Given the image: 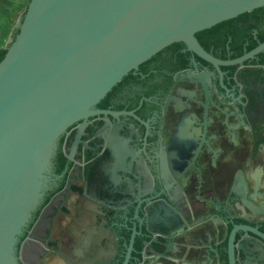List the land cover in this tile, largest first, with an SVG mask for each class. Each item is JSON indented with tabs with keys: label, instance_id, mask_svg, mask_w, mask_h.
Returning a JSON list of instances; mask_svg holds the SVG:
<instances>
[{
	"label": "water",
	"instance_id": "water-1",
	"mask_svg": "<svg viewBox=\"0 0 264 264\" xmlns=\"http://www.w3.org/2000/svg\"><path fill=\"white\" fill-rule=\"evenodd\" d=\"M0 56V264H264V0H28Z\"/></svg>",
	"mask_w": 264,
	"mask_h": 264
},
{
	"label": "flooded vegetation",
	"instance_id": "flooded-vegetation-1",
	"mask_svg": "<svg viewBox=\"0 0 264 264\" xmlns=\"http://www.w3.org/2000/svg\"><path fill=\"white\" fill-rule=\"evenodd\" d=\"M15 1V0H14ZM13 0H0V27L7 24L5 5ZM27 5V4H26ZM12 24V23H11ZM17 33V23L10 25V31L5 37L11 39ZM1 48H5V44ZM60 243V260L71 264H119L122 251L125 249V238L121 230L106 229L98 222L93 207H83V213H77L76 222L64 233Z\"/></svg>",
	"mask_w": 264,
	"mask_h": 264
},
{
	"label": "rangeland",
	"instance_id": "rangeland-1",
	"mask_svg": "<svg viewBox=\"0 0 264 264\" xmlns=\"http://www.w3.org/2000/svg\"><path fill=\"white\" fill-rule=\"evenodd\" d=\"M28 0H13L12 3L9 2V4L5 5L6 12L10 11L8 8L13 7L12 11L7 13V24L0 27V43L5 44L7 46L10 43V38H7L6 42L4 41L5 37L8 35L10 31V25H14V23H18V21L21 19L26 4ZM12 23V24H11Z\"/></svg>",
	"mask_w": 264,
	"mask_h": 264
},
{
	"label": "trees",
	"instance_id": "trees-1",
	"mask_svg": "<svg viewBox=\"0 0 264 264\" xmlns=\"http://www.w3.org/2000/svg\"><path fill=\"white\" fill-rule=\"evenodd\" d=\"M6 52V48H0V56H3Z\"/></svg>",
	"mask_w": 264,
	"mask_h": 264
},
{
	"label": "crops",
	"instance_id": "crops-1",
	"mask_svg": "<svg viewBox=\"0 0 264 264\" xmlns=\"http://www.w3.org/2000/svg\"><path fill=\"white\" fill-rule=\"evenodd\" d=\"M0 14H1V13H0ZM1 16H3V15L1 14ZM0 22H1V21H0ZM3 46H4V45H1V44H0V48L3 47Z\"/></svg>",
	"mask_w": 264,
	"mask_h": 264
}]
</instances>
